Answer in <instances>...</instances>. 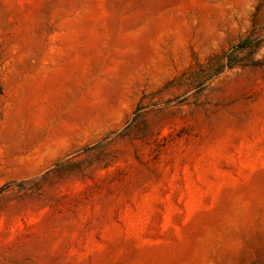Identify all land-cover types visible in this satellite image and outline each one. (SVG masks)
I'll list each match as a JSON object with an SVG mask.
<instances>
[{
    "label": "rangeland",
    "instance_id": "374dc122",
    "mask_svg": "<svg viewBox=\"0 0 264 264\" xmlns=\"http://www.w3.org/2000/svg\"><path fill=\"white\" fill-rule=\"evenodd\" d=\"M0 264H264V0H0Z\"/></svg>",
    "mask_w": 264,
    "mask_h": 264
},
{
    "label": "trees",
    "instance_id": "16d2710c",
    "mask_svg": "<svg viewBox=\"0 0 264 264\" xmlns=\"http://www.w3.org/2000/svg\"><path fill=\"white\" fill-rule=\"evenodd\" d=\"M253 41L249 37H245L238 41L237 43L231 45L223 55L225 59V63L221 65L219 68H213L211 71L209 70L207 78H211L214 75H218L221 71L224 70L225 67H232L236 62V55L240 52L246 50L247 48H251L253 46ZM206 78V77H205Z\"/></svg>",
    "mask_w": 264,
    "mask_h": 264
}]
</instances>
